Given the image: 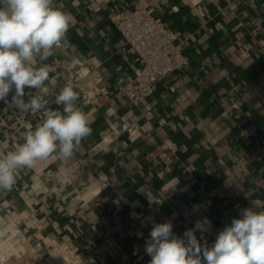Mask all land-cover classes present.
Masks as SVG:
<instances>
[{"label": "crops", "instance_id": "0c3cea01", "mask_svg": "<svg viewBox=\"0 0 264 264\" xmlns=\"http://www.w3.org/2000/svg\"><path fill=\"white\" fill-rule=\"evenodd\" d=\"M135 1L54 0L73 19L46 61L52 84L57 91L66 84L54 58L78 67L95 56L109 94L92 104L74 88L91 135L69 160L21 169L13 190L0 192V256L24 243L45 258L63 246L86 252L109 232L122 251L106 264H148L144 244L153 222L171 221L183 236L207 217L210 231L196 235L210 246L240 209L264 210V0H140L177 32L188 61L158 81L139 108L116 92L136 63L108 16ZM11 100L12 93L0 100V119L6 105L19 110ZM143 110L165 124L129 142L124 129ZM19 112L24 125L0 127V152L23 143L43 119V112ZM166 137L179 147L169 168L150 155Z\"/></svg>", "mask_w": 264, "mask_h": 264}, {"label": "clouds", "instance_id": "9594fccd", "mask_svg": "<svg viewBox=\"0 0 264 264\" xmlns=\"http://www.w3.org/2000/svg\"><path fill=\"white\" fill-rule=\"evenodd\" d=\"M72 19L54 0H0V100L7 102L12 93L11 103L20 111L43 112L42 121L24 132L23 143L0 152V192L13 190L21 169L49 158L69 160L92 133L87 114L78 106L79 93L71 83L57 91L46 63ZM25 89L35 91L26 94ZM49 97L62 110L49 108ZM210 226L205 217L177 236L171 221L153 222L144 244L148 264H264V210L240 209L209 246L196 232L207 233ZM4 237L0 231V239Z\"/></svg>", "mask_w": 264, "mask_h": 264}, {"label": "built area", "instance_id": "2783aa9c", "mask_svg": "<svg viewBox=\"0 0 264 264\" xmlns=\"http://www.w3.org/2000/svg\"><path fill=\"white\" fill-rule=\"evenodd\" d=\"M108 16L124 41L125 51L134 55L136 63L133 74L126 76L116 92L126 97L132 106L139 108L154 92L158 81L172 76L187 64V56L182 52V43L176 42L177 32L155 16L152 9L140 0H136L130 8L110 12ZM77 65L75 67V62L59 58H54L51 62V66L64 77L66 84L71 83L92 104L99 103L102 97L109 94L108 88L102 84V62L94 56L86 64ZM89 70H95V73L81 84ZM2 114L0 127L4 129L17 130L18 126L25 124L19 110H13L8 105ZM155 123L160 127L165 124V120L160 118L154 122L150 110L141 111L139 117L125 127L126 140L133 142L143 138L156 127ZM178 149L177 143L166 137L158 150H152L150 155L162 162L165 168H169L177 158ZM121 251L118 242L109 232H105L102 241L86 252H73L69 247L63 246L58 247L49 258H45L37 248L24 243L0 256V264H106L107 257H117Z\"/></svg>", "mask_w": 264, "mask_h": 264}]
</instances>
